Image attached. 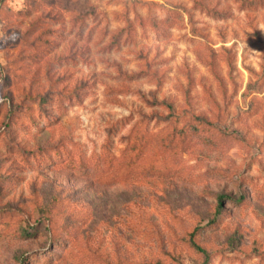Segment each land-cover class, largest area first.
I'll list each match as a JSON object with an SVG mask.
<instances>
[{
    "label": "rangeland",
    "instance_id": "rangeland-1",
    "mask_svg": "<svg viewBox=\"0 0 264 264\" xmlns=\"http://www.w3.org/2000/svg\"><path fill=\"white\" fill-rule=\"evenodd\" d=\"M0 264H264V0H0Z\"/></svg>",
    "mask_w": 264,
    "mask_h": 264
},
{
    "label": "trees",
    "instance_id": "trees-1",
    "mask_svg": "<svg viewBox=\"0 0 264 264\" xmlns=\"http://www.w3.org/2000/svg\"><path fill=\"white\" fill-rule=\"evenodd\" d=\"M175 123L166 127L156 133H150L145 131V128H140L134 131L130 136V149L136 151V156L132 161H128L123 166L122 172L118 174V177H124L128 173H144V174H166L172 170L173 165L167 163L165 157L174 159L177 155L175 149L176 137H179L178 133H181L182 142L178 146L181 148L189 138L196 137L199 141H202L208 145H213L218 142L228 141L229 135L221 133L213 125L205 122L204 120L197 118L193 121V125L188 124L185 128L179 126L180 121L187 120L186 117L174 119ZM179 123L177 124V122ZM221 140V141H220ZM155 143L159 145L158 155L151 154V148L155 146ZM129 148V147H128ZM127 148V149H128ZM175 149V151H174ZM177 149V150H178ZM232 200L228 197H221L220 201Z\"/></svg>",
    "mask_w": 264,
    "mask_h": 264
}]
</instances>
